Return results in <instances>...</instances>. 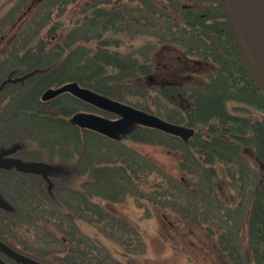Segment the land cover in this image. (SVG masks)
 I'll list each match as a JSON object with an SVG mask.
<instances>
[{
	"label": "trees",
	"instance_id": "trees-1",
	"mask_svg": "<svg viewBox=\"0 0 264 264\" xmlns=\"http://www.w3.org/2000/svg\"><path fill=\"white\" fill-rule=\"evenodd\" d=\"M2 1L12 6L0 21V34L9 26L17 28V34L10 38L6 52L0 54V84L9 76H27L6 84L5 88L13 86L14 94L4 111L42 123L52 132L58 127L71 130L75 138L81 131H90L72 125L66 119L68 111L60 105L59 114L49 111L53 101L41 100L48 87L75 81L118 101H123L124 88L159 89L169 98L174 95L176 101L181 93L190 92L191 103L182 111L188 114V121L184 117L175 123L194 128L195 134L185 142L139 126L126 138L150 144H164L163 138L179 142L191 161L180 163L181 178L158 169L154 163H136L132 157L133 161L112 163L113 169L111 163H81L78 170H69L70 177L60 174L70 169L63 167L53 168L47 175L0 170V176L13 175L19 198L17 206L5 202L6 206L0 208V240L44 264H141L131 260L138 259L134 256L143 252L141 232L105 209L103 203L122 202L119 195L138 198V179L146 180L158 171L160 182L152 184L146 180L149 187L142 191L141 198L163 209L167 218L173 215L170 225H182L183 221L196 225L228 264H264V121L252 117L249 109H241L246 115L239 116L227 108V102L240 101L252 103L262 111L264 95L241 62L234 73L220 71L217 78L215 73L194 83V90H181L172 83L166 89L154 88L142 81L151 72L150 59L122 57L110 48L121 45L119 34L134 33V39L137 33L150 31L156 36L161 24L162 27L169 24L172 14L161 11L155 0H128L133 4L130 8L121 4V0ZM183 14L190 15L188 11ZM66 15L68 20H64ZM164 30V39L174 36L169 33L170 28ZM46 35L55 39L52 45L47 43ZM68 63L77 72L64 76ZM247 153L253 156L258 169L244 163ZM77 174L80 175L76 177ZM6 183L9 184L7 180ZM59 188L65 191V196L55 192ZM231 188L241 191L250 204L246 249L237 227L240 216L234 210H225L221 202ZM85 225L92 226L93 231L89 232ZM21 231L36 233L37 237L30 242ZM107 242L118 244L121 251L117 256L110 252ZM32 244L39 246L40 257L25 247Z\"/></svg>",
	"mask_w": 264,
	"mask_h": 264
},
{
	"label": "rangeland",
	"instance_id": "rangeland-1",
	"mask_svg": "<svg viewBox=\"0 0 264 264\" xmlns=\"http://www.w3.org/2000/svg\"><path fill=\"white\" fill-rule=\"evenodd\" d=\"M197 1L155 0L162 9L161 11L171 13L172 17L186 16L187 14H183V12L186 13V11L182 10L180 5L184 3H195ZM115 2L117 1H114V3ZM121 4H125L127 8H130V5L133 6V4H129L128 0H121ZM11 6L12 5L7 4V2H0V21L3 15L9 12ZM180 10L183 12H180ZM14 16L16 17V15ZM68 18V15H66L64 20H68ZM158 29L160 34H158V31L156 36L151 35L150 31H143L142 34L137 33L134 39V33L119 34L117 37L121 45L117 48H110V50L120 53L119 56L122 57L132 56L150 59L151 72L144 77L142 81L154 88L160 87V89H166V87L172 83L174 86L181 88V90L186 89L187 91V89H191L195 86L194 83L200 82L201 79L205 81L206 78L211 77V73V75L216 73L217 75L215 74V78L218 77L220 71L213 72L203 66H196L195 71L199 69L198 71L200 72H189L194 81H190L188 78L183 77L176 68L179 63V58L181 62H193L195 60L203 61L207 53L200 50L191 52L188 48H178L180 46H177L179 43L176 41L181 39L182 42L191 46V43L194 42V35L180 33V35L176 36L168 35L164 40L162 24ZM16 32L17 28L9 26V28H6L5 31L0 34V54L6 52L10 43V38H13L17 34ZM108 35L111 36L110 33ZM113 38H115V35ZM173 38L176 40H170ZM46 39L47 43L50 45L55 42V39L52 38L51 35H46ZM179 45H181V43ZM80 59L82 60V57ZM67 69L68 71L65 72L64 76H69L77 72L70 63L67 64ZM111 69L112 68L108 67V70ZM50 70L52 69L50 68ZM79 72L82 73L83 71L80 70ZM17 78L22 77L18 76ZM227 79L232 81L231 77H227ZM180 81H182V84H179L181 83ZM58 86L60 85L55 84L51 87ZM192 90H194V88ZM122 92L123 101L120 102L133 107L137 105L149 111H153L157 113L155 115L173 123L184 117L185 121H188V119H186V117L188 118V114H182V111L191 103L189 98L190 92L186 94L181 93L180 100L178 101H176L174 95L169 98L159 89L157 91H146L140 88H124ZM13 94V86L8 88L4 87L0 90V152L12 150L8 153L9 156H12L9 158H19L26 163H43L45 166H49L55 170L59 169V167H63V169L70 168L66 173L60 172L61 175L63 174L67 177H70L71 174L69 170H71V168H76L78 170L81 163H111L110 166L111 169H113L115 164L112 163H123L126 159L130 161L134 159L136 163H154L155 167L158 169H162L177 178H181L183 173L180 170V163L191 162L184 148L175 140L163 138L161 140L165 142L164 145L134 142L129 139L115 141L93 131H90V133L81 131L79 136L77 135L73 138V131L63 130L59 127L55 130L56 132H52L50 127L44 126L42 123L27 121L24 118L4 111V107L10 103ZM49 101H53V104H49V111L51 113L59 114L60 110L58 109V105L62 106L63 110L68 111L69 116L66 117L67 120H69L71 115L80 111L96 113L110 119L116 118L113 114L108 112L93 108L92 106V108L88 107L85 105L87 104L86 102L70 94L59 95ZM227 108L229 111L239 116L246 115L244 110L241 111V109H249L252 117H257L264 121V110L261 111L257 109L252 103L244 104L240 101H231L227 102ZM74 144L79 145L74 149ZM252 157L253 156L248 153L245 154L244 163H248L256 170L258 169V165ZM79 173L81 174V171ZM155 173L159 174L158 171H155ZM80 174H77L76 177ZM157 174L148 177L146 180L152 182V184L160 182L161 179L157 178ZM12 176L13 175H5L4 173L1 174L0 196L4 202L17 206L19 198L15 193L16 182L11 179ZM6 180L9 184L6 183ZM146 180L145 178L138 179L137 191H139L138 193L140 195L138 198L132 195H119L118 199H121L122 202L113 203L111 201H106L103 203L105 209L127 220L141 232L144 244L142 249L143 252L134 256V258L138 259L131 260H136L141 264H228L226 257L219 253L212 240H210L203 231L198 229L196 225L186 223L185 221L181 223L182 225H179V223L170 225L169 219L174 218L173 215L167 218L166 212L163 209L141 198L142 191L144 192V190H147L149 187V185L145 183L147 182ZM62 187H64V185H62ZM60 190L59 188L55 190V192L58 193V195L62 194L65 196V191L61 190L62 192H60ZM234 198L235 202H233ZM221 202L225 210H234L237 215L240 216L239 226L237 227L240 228L241 242L243 248L246 249L248 247L247 221L250 211L249 201L243 199L241 191H236L231 188L226 191L225 195L221 198ZM84 227H86L89 232L93 231L92 226L85 225ZM22 235L24 239L30 242H33L34 237H37L36 233L27 234L22 232ZM15 242L20 244L17 240ZM25 247L28 248V251L33 255L38 257L41 256L37 244H32L31 247ZM107 247L115 256L121 251L118 244L115 242H107ZM1 258L6 264H20L3 253L1 254Z\"/></svg>",
	"mask_w": 264,
	"mask_h": 264
},
{
	"label": "water",
	"instance_id": "water-1",
	"mask_svg": "<svg viewBox=\"0 0 264 264\" xmlns=\"http://www.w3.org/2000/svg\"><path fill=\"white\" fill-rule=\"evenodd\" d=\"M221 5L243 69L264 95V0H221ZM25 77L27 76L15 79L8 77L0 84V90L6 84L23 80ZM64 93L115 115L116 118L110 119L96 113L80 111L69 118L72 125L94 131L113 140H122L133 133L138 126L157 129L184 141H188L195 132L193 128L166 121L155 114L83 87L75 81L46 89L41 99L49 101ZM11 151L0 153V168L7 170L16 168L22 172L43 175L51 172L52 168L43 163H26L19 158L3 157ZM0 205L6 206L1 197ZM2 253L21 264H44L0 240V264H6L1 258Z\"/></svg>",
	"mask_w": 264,
	"mask_h": 264
},
{
	"label": "flooded vegetation",
	"instance_id": "flooded-vegetation-1",
	"mask_svg": "<svg viewBox=\"0 0 264 264\" xmlns=\"http://www.w3.org/2000/svg\"><path fill=\"white\" fill-rule=\"evenodd\" d=\"M180 7L182 10L188 11L190 15L171 17L168 22L169 24L166 27H163L162 32L164 33V29L170 28L171 31L169 33H172L174 36L180 35V33L194 35V42L191 43V46L182 42L181 39L176 41L179 44L181 43V45H176L180 46L178 47L180 49L188 48L191 52L200 50L202 52H206L207 55H205L203 61L195 60L193 62H181V59L179 58V63L176 67L179 73L183 77L188 78V80L194 81L189 72H194L196 70V66H203L213 72H233L234 68L238 69V63L240 61L234 40L223 15L221 0H198L195 3H184L180 5ZM170 40L174 41L176 39L173 38ZM198 70L199 69H197V71ZM211 74L210 76H212ZM235 78L237 81L239 80L238 74L235 75ZM180 82L181 83H177L182 84V81ZM3 157L9 158L12 156L5 154ZM0 170L21 174L24 173L16 168L9 170L0 168ZM1 207L3 206H0V208Z\"/></svg>",
	"mask_w": 264,
	"mask_h": 264
}]
</instances>
